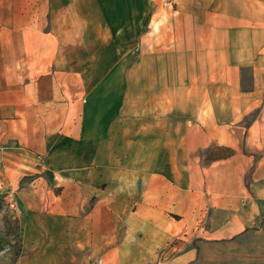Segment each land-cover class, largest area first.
<instances>
[{
	"label": "crops",
	"instance_id": "0c3cea01",
	"mask_svg": "<svg viewBox=\"0 0 264 264\" xmlns=\"http://www.w3.org/2000/svg\"><path fill=\"white\" fill-rule=\"evenodd\" d=\"M263 22L264 0L0 13V198L23 213L13 264L260 251Z\"/></svg>",
	"mask_w": 264,
	"mask_h": 264
},
{
	"label": "rangeland",
	"instance_id": "374dc122",
	"mask_svg": "<svg viewBox=\"0 0 264 264\" xmlns=\"http://www.w3.org/2000/svg\"><path fill=\"white\" fill-rule=\"evenodd\" d=\"M29 8V0H0V13L21 14ZM24 10V11H23ZM264 30V22L263 28ZM264 77V74H263ZM23 213L19 207L0 198V264H13L20 254V232ZM258 236H256L257 238ZM260 251L252 253L248 248L233 253L232 264H264V233L259 235Z\"/></svg>",
	"mask_w": 264,
	"mask_h": 264
},
{
	"label": "trees",
	"instance_id": "16d2710c",
	"mask_svg": "<svg viewBox=\"0 0 264 264\" xmlns=\"http://www.w3.org/2000/svg\"><path fill=\"white\" fill-rule=\"evenodd\" d=\"M251 117L253 118V117H254V115L252 114V115H251Z\"/></svg>",
	"mask_w": 264,
	"mask_h": 264
}]
</instances>
